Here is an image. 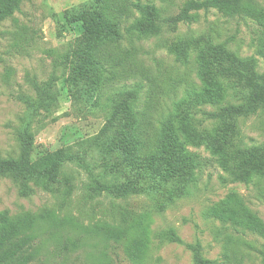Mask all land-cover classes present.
I'll list each match as a JSON object with an SVG mask.
<instances>
[{
	"label": "rangeland",
	"instance_id": "obj_1",
	"mask_svg": "<svg viewBox=\"0 0 264 264\" xmlns=\"http://www.w3.org/2000/svg\"><path fill=\"white\" fill-rule=\"evenodd\" d=\"M126 9V25L140 14L134 3L155 6L163 18L176 15L187 0H119ZM264 9V0H251ZM96 0H29L0 26V161L17 157L20 152L19 132L27 120V97H36V86L59 76L47 92L50 114L33 120V165L39 169L63 161L58 179L48 187L30 182L29 190L11 177H0V217L6 213L17 217L25 213L53 211L69 218L66 226L39 236V255L31 264H133L123 247L109 243L101 235H88L73 222L92 227L97 223L126 228L135 237L142 235L148 249L141 264H193L192 253L182 244L169 241L173 229L186 243L199 240L206 257L216 264H262L260 236L224 224L208 215V210L228 194H238L264 221V177L254 176L250 183L233 182L232 176L213 158L205 143L190 147L204 159L193 181L169 186L155 198L132 195L123 198L98 195L90 186L93 178L124 181L132 175L125 166L123 152H106L93 148L105 125L114 101L135 85H141L139 108L148 128L155 131L168 119L174 105L187 92L200 89L198 65L192 56L187 64L176 60L168 45L193 37L212 44L226 43L240 57H255L258 75L264 81V61L256 54V42L262 28L249 18L229 17L216 10L200 11L199 20L182 23L176 32L168 27L161 35L140 39L125 31L124 40L107 46V80L92 94L80 83L70 87L68 77L76 71L72 54L84 29L82 11ZM78 68V66H77ZM227 103L237 93L224 82ZM203 111H213L205 105ZM199 112V129L210 133L217 125ZM175 113V112H174ZM237 146H251L264 141V114L242 118ZM118 169V172L116 171ZM113 171V174L109 172ZM131 171V172H130ZM46 184V185H47ZM143 236V235H142ZM77 239L80 246L65 248L64 241Z\"/></svg>",
	"mask_w": 264,
	"mask_h": 264
},
{
	"label": "trees",
	"instance_id": "obj_2",
	"mask_svg": "<svg viewBox=\"0 0 264 264\" xmlns=\"http://www.w3.org/2000/svg\"><path fill=\"white\" fill-rule=\"evenodd\" d=\"M25 1L29 0H0V26L19 11ZM133 6L140 16L128 26L124 3L119 0H96L95 5L82 11L84 33L72 54V62L78 71L68 77L70 87L82 83L87 94L95 92L108 78L107 58L103 51L107 46L123 41L125 32L140 39L157 37L166 27L176 32L180 24L198 21L200 11L216 10L225 16L256 21L262 31L255 50L264 61V9L251 0H187L176 15L166 19L153 5L134 3ZM168 49L182 64L195 57L197 75L203 86L187 92L176 102L169 118L162 120L155 131L148 128L145 115L139 108L142 86L135 85L120 94L93 148L123 152L125 166H130L134 173L124 181L117 180L118 173L115 181L93 178L90 188L98 195L116 198L149 195L155 198L169 186L193 181L196 170L204 166L205 159L190 147L204 143L212 158L232 176L233 182L250 183L256 175L264 177V141L251 146H237L236 143L240 135L239 120L264 114V81L256 70V58L240 57L226 43L215 45L204 37L180 39L169 43ZM58 80L59 76H52L35 85L36 97H27L26 101L27 120L19 132V155L0 161V177L8 176L19 182L24 194L29 190L30 182L48 187V182L58 179L62 163L68 159L62 155L59 162L42 170L32 162V123L34 118L50 114L47 92ZM225 81L237 93L230 98L233 101L224 104L228 98ZM205 105L213 106L214 110L202 112L201 107ZM199 112L217 125L214 132L206 133L199 129L201 121L196 118ZM109 173L113 174V171ZM208 215L264 239V221L236 193L228 194L214 204ZM68 220L71 219L61 218L53 211L25 213L17 217L3 213L0 217V264H31L36 261L39 255L37 238L49 230L66 226ZM72 222L90 236L101 235L105 241L123 247L131 263L144 261L148 249V241L144 237L145 229L148 233L145 219L138 223L143 235L138 237L131 233L129 227L108 223L89 227ZM166 236L169 241L184 245L192 253L193 264H216L205 256L199 240L186 243L173 229ZM69 245L71 249H77L81 244L77 239L64 241L65 248ZM258 252L264 264V245Z\"/></svg>",
	"mask_w": 264,
	"mask_h": 264
}]
</instances>
